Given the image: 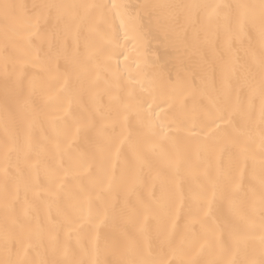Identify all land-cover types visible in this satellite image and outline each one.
Returning a JSON list of instances; mask_svg holds the SVG:
<instances>
[{
	"label": "bare ground",
	"instance_id": "6f19581e",
	"mask_svg": "<svg viewBox=\"0 0 264 264\" xmlns=\"http://www.w3.org/2000/svg\"><path fill=\"white\" fill-rule=\"evenodd\" d=\"M0 264H264V0H0Z\"/></svg>",
	"mask_w": 264,
	"mask_h": 264
}]
</instances>
